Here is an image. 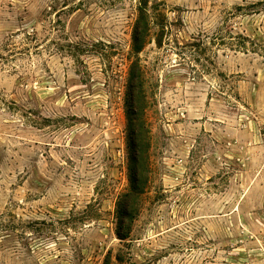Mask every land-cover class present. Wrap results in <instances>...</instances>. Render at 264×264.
<instances>
[{"label": "rangeland", "instance_id": "1", "mask_svg": "<svg viewBox=\"0 0 264 264\" xmlns=\"http://www.w3.org/2000/svg\"><path fill=\"white\" fill-rule=\"evenodd\" d=\"M134 60L149 188L120 241ZM0 222V264H264V0H0Z\"/></svg>", "mask_w": 264, "mask_h": 264}, {"label": "trees", "instance_id": "2", "mask_svg": "<svg viewBox=\"0 0 264 264\" xmlns=\"http://www.w3.org/2000/svg\"><path fill=\"white\" fill-rule=\"evenodd\" d=\"M144 7H139L132 34V51L139 53L146 43L148 22ZM127 145L129 149L128 187L120 193L115 202V234L120 241L129 240L135 219L139 215L143 197L149 188V130L145 116L147 108L144 76L139 61H132L129 67L127 90ZM4 224L0 222V226ZM108 254L103 264L110 263ZM121 253L115 258L121 260Z\"/></svg>", "mask_w": 264, "mask_h": 264}]
</instances>
